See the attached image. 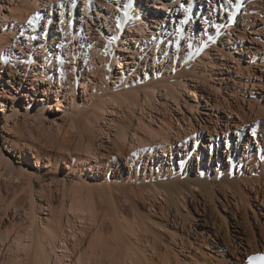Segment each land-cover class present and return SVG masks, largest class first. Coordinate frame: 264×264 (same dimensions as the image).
Masks as SVG:
<instances>
[{
  "label": "bare ground",
  "instance_id": "bare-ground-1",
  "mask_svg": "<svg viewBox=\"0 0 264 264\" xmlns=\"http://www.w3.org/2000/svg\"><path fill=\"white\" fill-rule=\"evenodd\" d=\"M5 70L18 75L16 88L14 78L9 87L0 81V114L6 119V143L11 142L5 151L31 159L40 173V167L48 173L53 161H64V175L73 183H54L63 199L70 196L65 221L48 201L42 222L32 193L42 176L23 169L30 213L24 233L13 231V219L12 227L0 231V247L5 240L9 244L7 257L0 250L3 264H93L103 256L122 264L127 259L151 264L118 228L111 247L97 235L83 251L72 247L86 233L77 228L96 223L97 198L112 199L118 189L109 180L117 154L135 165L136 184L129 187L133 193L147 187L165 206L176 198L184 201L179 182L183 168L195 192L222 191L236 211L254 206L264 217V0H0V74ZM22 82L29 93L21 92ZM7 91L21 97L9 109ZM123 109L127 113L121 120ZM95 116L101 117L100 132L113 146L106 153L90 140L84 144V133L77 132L74 142L66 131H88ZM40 123L47 136L64 131L60 142L55 135L58 154L51 159L38 153L35 127ZM7 154L0 150V165L12 173L14 163ZM176 160L179 173L163 166ZM195 160L194 170L187 164ZM191 172L195 176L189 181ZM242 224L247 238L225 242L233 247L232 262L223 257L219 243L213 250L219 258L198 261L200 246H195L194 254L181 261L187 241L173 230L177 264H241L242 250L245 256L258 252L252 228L247 221ZM153 246L161 264H173L169 247L158 254L155 242Z\"/></svg>",
  "mask_w": 264,
  "mask_h": 264
},
{
  "label": "rangeland",
  "instance_id": "rangeland-1",
  "mask_svg": "<svg viewBox=\"0 0 264 264\" xmlns=\"http://www.w3.org/2000/svg\"><path fill=\"white\" fill-rule=\"evenodd\" d=\"M180 46L184 47V43H182V45ZM18 69L21 70L22 68L19 67ZM8 73L9 72L7 71L1 73L0 81H2V83L6 87H9L8 84L11 85L13 82L11 78H14L15 79L14 88L18 87V84L15 83L16 81H18L17 78L18 75L15 76L14 74H8ZM22 84L24 86L20 87L21 92L29 93L28 90H25V86L27 84H25V82H22ZM10 90L12 94H15L11 88ZM10 92L9 91L5 92L6 96L4 97V102H6V109H9L11 102L15 101V103H17L19 102V100H21V97L18 96L15 97L13 95H10ZM24 104H27L26 101H24ZM33 104L34 107L37 106V102H34ZM63 104L64 107L61 108L62 110L66 106L65 103ZM154 106H156L155 103ZM123 110L124 112H122ZM123 110L120 112V114H118L121 120L123 119L122 116L127 113L126 109ZM161 113H162L161 115L165 114L164 118L167 121H169L168 114L164 113V111H162ZM105 117L110 118L107 115ZM101 120L102 119L100 116L97 117L95 116V120H93V122L91 123L90 125L91 127L89 126L88 131H86V129H84L83 127H81L80 129H77L76 127L75 129L68 128L66 131L68 132V136L71 139H73L72 141L74 142H77L79 140L77 132L80 134L84 133L85 136L84 138H82L83 139L82 141L85 142L84 144H86L90 140L89 142L99 152L106 153L107 150L112 149L113 146L112 144L108 143L105 138H103L100 132L101 130L100 126L103 125ZM132 121L135 123V120L132 119ZM18 123H21V121H18ZM5 124H6V119L4 118V116L0 114V150L4 149V153L7 154V152L5 151L6 148L5 145L6 146L11 145V142L8 141L6 143L5 139L9 136L5 133V128H4ZM10 125H12V123H10ZM28 125L29 128L34 127L33 125H31V122H29ZM42 126L43 124L40 123L35 127L36 134L39 135L40 137L39 146H37L38 153L42 157L51 159L52 156L58 154L57 153L58 149L56 146L57 141L56 142L54 141L56 140L55 135L57 136V134L55 132H52L54 135L48 133L49 136L48 137L47 136L48 131L44 129L45 125L43 127ZM22 134H24L23 136H25L26 131H24V133ZM22 134H20V136ZM63 135H64V131L58 132L57 137L59 138L57 139L59 142H60L59 139H61ZM7 155L12 159V162L14 163V168L12 169V173H13L12 174L8 171V169H5L4 164L0 165V175H1L0 176V231L3 232V230H5L6 228L12 227L9 223L13 219V221H15L14 223L16 224L14 225L16 227H13V231L18 230V232L24 233L23 232L25 230L24 226L26 225L25 220L28 219L30 213L29 212L30 196L29 193L22 188L24 183L23 169L26 167L31 168L33 171H35L36 175L42 176V179L40 181L34 182V186L32 189L35 206H36V212L39 218H42V222L47 218L48 215H45L47 213L46 204L49 201L53 205L54 213L56 215H59L60 219L65 221V218H67L66 206L68 205L67 203H69L70 201V196L66 195L68 198L64 196L63 199L61 197L60 192L56 191L55 189L56 186L54 185L55 182H60L63 179L66 180L67 186H70L73 183V179L71 177H65L64 175L65 173V171H63L64 161H61L59 163H57L58 160L56 162L53 161L51 166L49 167L50 171L48 173H45L44 171L46 170L40 167V170L42 169L41 171L43 172L40 173V171L36 170V168L33 166L34 162L30 163L29 160L31 161V159L26 160L25 156L24 155L22 156L21 154H19V152H15L13 154H7ZM115 157L117 163L111 166L112 171L109 180L111 182V185L117 187L118 189L115 191V193L113 192L114 194L112 199L111 198L107 199L106 197L103 198L100 196L99 199L97 198V203L95 206L96 207L95 218L97 219H96V223L94 222L95 224L94 223L92 225L88 224L87 228L86 227L81 228L78 225L80 229L77 228L78 230L77 232H80V230L82 229L81 231L84 230V233L85 232L86 233L84 234L85 236L82 239L80 238V241L78 239L77 245L72 246L73 248L77 246L76 248L78 249L75 248L77 252L83 251L85 248H87L86 247L88 246L87 241H89L90 238H92V236L94 235L102 236L103 238L106 239L105 243H107L108 246L110 244L113 246L114 245L113 235L118 228V230L119 231L121 230L120 232L123 235H125V237L130 241L132 245H134L135 248L140 250V252H144L143 254H145V256L148 258L151 264H161V260L159 259V256L157 257L156 253H155L156 256L155 254L154 255L152 254V252L154 251V246H153L154 242L158 247V248L156 247V250L158 249L157 250L158 254H162L163 252L161 253V250L165 251L164 248L167 249L169 247L168 255H170L169 256L170 260L173 264H177L178 261L175 259L176 257L174 258L175 255L173 254L174 253L173 251L177 249L175 248L174 243L175 241L178 242V240L176 236L171 235V232L175 230L177 236L183 235L187 241V246L182 252L183 256L182 255L179 256V259H181V261L183 260V258L184 259L186 258V260H188L189 255L194 254L193 250L195 246H200L199 253H196L195 255V258L198 261H203V259H209L210 255L219 258L220 256L218 257L217 253L213 252V250H217L219 248L218 245H216L219 243L220 247H224L225 249V253L223 257L226 259L227 262H232V261H236L231 257L233 247L228 246L229 244H226L225 242H227L231 238L235 239L236 236L247 238L246 234L243 233L242 230V226L244 225L242 223H245V221H247V223L252 228V232L254 233L255 239L258 241V252L245 256L244 251L242 250V253L238 255V261H240L241 264H259L258 262L264 261L260 259L264 257V217L257 214L256 208H254V206L251 207L250 210L247 209V207H244V209L236 211L234 209L233 204L230 201H225L224 199L225 194H223L222 191L221 192L216 191L212 195L203 192H195L188 185L189 183L187 181V178L185 177L186 175L185 173H187V169H183V168L180 170L179 182L181 189L185 191L184 192L185 199L183 201L181 199L179 200L178 198H176V200L174 199L173 201H170L168 205L165 206L163 200H161V198L158 195L154 194L152 190L150 191V189L147 187H142L138 192L135 191V193L131 192V190L129 189L130 185L134 186L136 184L135 165L128 163L130 161H128V159L126 160V158L119 156V154H117ZM28 158H31V156H28ZM43 161L47 162L44 159ZM203 163L204 165H207V161L204 160ZM58 164H60V168L62 167L60 171L56 170V166ZM196 164L197 161L195 160L191 164H187V165L190 166V168H194L195 170ZM163 166L166 168L167 167L172 168L173 172L179 173L177 160L176 163H174V165L172 166L169 163L163 164ZM149 168L153 169V166L151 167V164H149ZM8 173H10V175L12 176H10ZM194 176H195L194 172H191V176L188 177L190 180L189 179L188 180L192 181ZM17 177L19 178L17 179ZM16 180H19V182L16 183ZM124 186L128 188L123 190L125 188ZM119 188L121 191L119 190ZM252 196L254 195L252 194ZM116 197H119V199ZM182 203L183 205H181ZM14 205L17 206L16 209H14ZM61 206H63L64 208L62 209ZM234 213L236 215L233 218ZM78 216L82 217L81 215H77L75 217L77 218ZM84 218L85 217H83V219ZM119 225L121 226L120 229H119ZM21 226L24 227V229L23 228L20 229ZM60 231L58 232V234L62 233ZM62 231L64 233L66 232L65 230ZM214 234L218 236L217 240L215 239L213 240ZM68 242H70L69 239ZM1 244L2 245L0 247V250L3 253V255L7 257L8 254L6 253L7 251L6 249H8L7 246H9L8 241L6 242L5 240V242L3 241ZM205 244L208 246H205ZM211 246H214L215 248L213 247V249H211L210 251L209 249L211 248ZM206 247H208V250L205 249ZM9 248L11 249V247ZM189 252L191 254H189ZM202 253L204 254L206 253L204 257L202 256L203 255ZM96 260L97 261H93V264H118L120 262L119 260L117 261L116 259L114 260L112 258H109V256H103L100 258L98 257L96 258ZM0 264H3L1 256H0ZM119 264H122V262H120ZM123 264H133V263L127 259V260H123Z\"/></svg>",
  "mask_w": 264,
  "mask_h": 264
},
{
  "label": "snow or ice",
  "instance_id": "snow-or-ice-1",
  "mask_svg": "<svg viewBox=\"0 0 264 264\" xmlns=\"http://www.w3.org/2000/svg\"><path fill=\"white\" fill-rule=\"evenodd\" d=\"M31 22H32V21L30 20L29 23H31ZM260 259L264 260V257H262V258H260Z\"/></svg>",
  "mask_w": 264,
  "mask_h": 264
}]
</instances>
